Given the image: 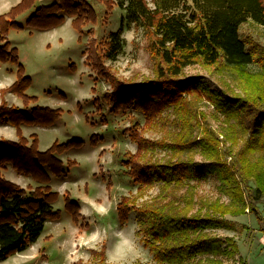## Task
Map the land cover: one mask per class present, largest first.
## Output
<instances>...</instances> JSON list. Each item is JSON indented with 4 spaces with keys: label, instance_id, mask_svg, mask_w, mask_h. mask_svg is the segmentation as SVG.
I'll list each match as a JSON object with an SVG mask.
<instances>
[{
    "label": "trees",
    "instance_id": "1",
    "mask_svg": "<svg viewBox=\"0 0 264 264\" xmlns=\"http://www.w3.org/2000/svg\"><path fill=\"white\" fill-rule=\"evenodd\" d=\"M128 1L132 6L128 13L135 24L143 26L153 76L128 80L105 64L104 58H113L120 49V28L110 32L106 41L90 38L86 47V59L96 76L110 85V91L102 93L106 103L114 111L132 107L144 115L142 126L133 122L126 129L137 149L122 163L138 188L135 195H122L117 202L118 220L125 224L133 211L141 216L136 234L156 264H248L241 257L235 258L238 246L232 236L212 231L233 228L226 215L245 213L246 208L264 221L256 205L264 199V46L239 33L245 22L264 25V0H151L153 6L147 0ZM34 2L20 0L0 13V62L18 64L16 79L0 90V116L18 132L21 123L48 126L60 115V109L34 106L29 117L21 108L8 106L3 98L6 91L24 101L34 98L25 93L31 77L24 72L17 48L6 37L10 27H23L15 18ZM104 2L111 7L109 0ZM66 17H71L74 28L83 33L84 25L94 22L96 13L86 0H56L36 6L25 25L49 29ZM190 64L200 65L210 76L225 67L233 69L237 88L228 81L211 86L212 81L204 83L201 75L182 76ZM252 64L258 68H250ZM202 103L212 108L203 110ZM167 110L173 114L172 122L181 130L180 135L176 132L169 140L144 138V129L165 124L160 116ZM209 116L221 119L217 127L204 123ZM196 126L201 130L193 136ZM18 137L17 141L0 138V168L10 162L18 173L44 184L27 190L0 171V260L28 247L42 231L45 219L60 218L61 210L52 208L59 193L48 184L50 176L43 165L58 174L62 162L55 153L82 144L71 139L40 151L36 137L30 144L22 135ZM157 148L175 153L197 149L203 159L185 153L161 161L151 155ZM209 177L227 201L198 195V185ZM156 185L157 194L137 202ZM172 189L182 192L168 198ZM66 194L64 208L77 223L79 204ZM195 205L197 209L192 211ZM91 255L90 261L77 259L73 264H108L104 244L91 249Z\"/></svg>",
    "mask_w": 264,
    "mask_h": 264
},
{
    "label": "rangeland",
    "instance_id": "2",
    "mask_svg": "<svg viewBox=\"0 0 264 264\" xmlns=\"http://www.w3.org/2000/svg\"><path fill=\"white\" fill-rule=\"evenodd\" d=\"M19 1L0 0V13ZM52 1L56 0H35L32 7L15 18L23 27H10L6 34L11 46L17 48L25 74L31 77L25 93L34 98L24 101L9 91L3 94V98L8 106L21 108L29 117L32 116L31 108L34 106L60 109V115L48 126L21 123L20 132L6 117L0 116V124L6 125L3 129L0 128V138L17 141L18 135H22L27 144H30L36 137L37 149L40 151L46 150L54 142L64 143L71 139H79L82 144L62 153H55L62 162V170L58 174L43 165L50 176L48 184L53 191L59 193L52 208L61 210L60 218L45 219L38 237L24 250L0 260V264H73L77 259L87 262L92 259L91 249H99L102 244L105 246L108 264H156L152 254L136 234L141 216L133 211L127 222L121 225L116 211L117 202L122 195L133 196L137 192L138 184L132 181L122 161L137 149V144L129 137L126 129L133 122L142 126L144 115L132 107L112 110L111 105L102 97L103 92L110 91L109 83L96 76L86 59V47L90 38L106 41L110 32L120 28V49L113 58H104L105 64L128 80L136 81L153 76L143 26L135 24L132 15L128 13L127 8L132 7L128 0H109L110 8L104 0H86L93 7L96 18L94 22L84 25L83 33L74 28L71 17H66L62 24L49 29L25 25L36 6ZM147 1L153 6L151 0ZM239 33L242 38H252L264 46L263 24L245 22L240 26ZM17 66L18 64L10 61L0 62V90L16 79ZM249 67L258 68L254 64ZM232 71L233 69L225 67L210 76L200 65L190 64L184 68L182 76L201 75L204 83L212 81L211 86L228 81L237 88L238 79ZM200 108L209 110L212 107L202 103ZM167 113L170 110L160 116L165 123L163 126L143 130L144 138L169 140L176 132L180 135L181 130L177 129L175 121L172 122L173 114ZM220 121V118L209 116L204 123L215 128ZM200 130L201 127L196 126L191 134L196 136ZM219 139H222L220 134ZM222 144L224 142L221 141ZM152 151V157L161 161L170 156H184L185 153L195 159H203L197 149L184 153L160 148ZM68 161L75 163L69 165ZM8 164L11 163L5 162L0 171L8 179L13 175L11 177L18 180L21 184L17 183L19 186L29 190V187L44 184L31 176L18 173L12 164V168H5ZM158 191V185L149 188L138 197L137 202L150 200ZM180 192L182 190L172 189L168 198ZM65 193L77 201L79 207L82 205L86 208L87 215L83 217L81 214L77 223L64 208ZM198 195L207 200L218 198L227 201L212 177L198 185ZM256 205L264 218V199ZM196 209L197 205L192 211ZM226 218L233 222L234 227L215 229L212 233L234 238L238 246L235 258L241 257L248 264H264V221H259L256 214L247 208L245 213L226 215Z\"/></svg>",
    "mask_w": 264,
    "mask_h": 264
},
{
    "label": "crops",
    "instance_id": "3",
    "mask_svg": "<svg viewBox=\"0 0 264 264\" xmlns=\"http://www.w3.org/2000/svg\"><path fill=\"white\" fill-rule=\"evenodd\" d=\"M3 126H6V125H2V124H0V128L1 129H3ZM5 168H12V166H11V164H8ZM4 172V171H3ZM17 175H19V174H17ZM11 176H13V175H10V179L9 180H15V178H13V177H11ZM21 176H23V175H21ZM24 177V176H23ZM30 178V177H29ZM29 178H26V179H29ZM31 179V178H30ZM32 180V179H31ZM14 182H16V183H19L18 182V180H15ZM28 182H29V180H28ZM20 184V183H19ZM21 185V184H20ZM37 185V184H36ZM86 208L85 207H83L82 205H80V212H81V214L83 215V217L84 216H86L87 214H85L86 212Z\"/></svg>",
    "mask_w": 264,
    "mask_h": 264
}]
</instances>
